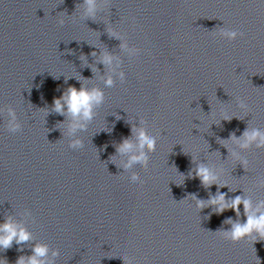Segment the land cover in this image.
Returning a JSON list of instances; mask_svg holds the SVG:
<instances>
[{"label":"clouds","instance_id":"obj_1","mask_svg":"<svg viewBox=\"0 0 264 264\" xmlns=\"http://www.w3.org/2000/svg\"><path fill=\"white\" fill-rule=\"evenodd\" d=\"M107 3L108 0H82L76 7L81 9V18L93 19ZM58 23L63 26L65 20L61 17ZM109 32L121 41L119 48L130 59L140 55L142 50L135 45H130L124 34L112 28L109 29ZM213 35L228 41H235L237 38H242L244 33L239 29L223 27ZM90 55L97 57L98 63L104 66L105 71L103 74L96 66L92 69L93 73L99 74V79L104 87L111 88L115 86L116 79H119L121 83L125 82L126 73L122 69L123 60L119 55L107 49L99 52L92 51ZM104 102L105 92L103 88L97 85L88 87L86 83H80L79 88L68 86L61 96L54 98L51 107L46 108V115L55 113L65 118L56 127L65 129L62 135L69 138L68 147L78 150L84 147V141L78 133L87 131L89 124L97 115L96 110ZM237 107L245 113L249 110L243 99L238 101ZM0 112H6L7 114L5 127L8 132L15 134L22 131V124L12 106L8 105L0 109ZM223 119L229 120L231 117L225 116ZM147 124V120L140 118L139 123L132 126L131 135L122 138L119 143L114 145L115 154L110 159L114 161L116 157H119V168L123 169V172H129L135 165H140L147 170L150 159L149 154L155 152L157 145V136L149 131ZM228 142H231L234 147H229ZM219 143L227 148L228 156L230 155L239 161V164L247 171L249 161L241 153L249 151L253 147L264 149V129L249 125L241 136L237 137L233 132L228 139L220 140ZM192 159L195 167L189 170L188 177L198 178L205 189H210L212 185L217 186L216 193L213 195L209 192V197L206 200L197 198L195 194H189V197L195 202L196 208L201 211L211 206L217 214L231 209L236 215L235 220L229 217L223 221L224 224L231 226L229 229L222 228L215 233L233 244L251 241L253 245L257 240H264V199L254 201L251 195H245L244 189H242L243 195H236L234 198L227 197V193L221 192L220 188L228 187L230 192H236L237 188H230L226 183L220 181L223 168H218L208 162H197L195 156H192ZM129 180L131 183H143L140 175L135 171L130 172ZM255 188L264 189V176L257 178ZM241 205H243V215L246 217L245 222L240 220ZM25 214L31 216L29 210H25ZM29 242H32L31 255H20L15 264H55V258L60 255L58 249H50L47 243L35 242L33 233L11 215H7L3 222H0V249L6 251L12 248L15 243L21 246L18 251L23 252L22 246ZM123 260L126 264V258ZM5 262L7 264V261ZM127 264H131V262L127 261Z\"/></svg>","mask_w":264,"mask_h":264}]
</instances>
